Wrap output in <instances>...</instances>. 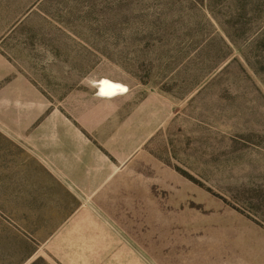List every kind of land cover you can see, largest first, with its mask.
I'll use <instances>...</instances> for the list:
<instances>
[{"label":"rangeland","instance_id":"1","mask_svg":"<svg viewBox=\"0 0 264 264\" xmlns=\"http://www.w3.org/2000/svg\"><path fill=\"white\" fill-rule=\"evenodd\" d=\"M0 22L13 24L4 50L47 97H68L74 118L115 119L141 175L166 197L178 185L181 233H195L190 207L223 224L228 264L243 254L236 232L245 249L248 233L264 245V0H0ZM102 79L127 92L100 97ZM137 201L123 202L136 213ZM3 209L0 264H51L32 262V235Z\"/></svg>","mask_w":264,"mask_h":264},{"label":"crops","instance_id":"2","mask_svg":"<svg viewBox=\"0 0 264 264\" xmlns=\"http://www.w3.org/2000/svg\"><path fill=\"white\" fill-rule=\"evenodd\" d=\"M12 25L0 22V207L32 235V262L228 264L223 224H201L188 206L195 233H181L186 210L180 209L179 187L166 197L160 177L141 175L132 162L131 131L118 133L115 119L69 116L68 97L52 101L21 72L4 50ZM143 181L150 183V202L141 201ZM127 196L138 199L136 213L125 207ZM134 221L141 233H133ZM236 233L235 245L242 247L236 253L243 252L234 257L237 264H264L260 233H248L253 243L246 249L243 233Z\"/></svg>","mask_w":264,"mask_h":264},{"label":"bare ground","instance_id":"3","mask_svg":"<svg viewBox=\"0 0 264 264\" xmlns=\"http://www.w3.org/2000/svg\"><path fill=\"white\" fill-rule=\"evenodd\" d=\"M98 94L103 98H112L118 95H124L127 92V88L117 82L102 79L97 83Z\"/></svg>","mask_w":264,"mask_h":264}]
</instances>
